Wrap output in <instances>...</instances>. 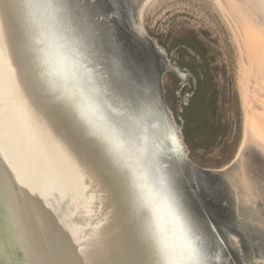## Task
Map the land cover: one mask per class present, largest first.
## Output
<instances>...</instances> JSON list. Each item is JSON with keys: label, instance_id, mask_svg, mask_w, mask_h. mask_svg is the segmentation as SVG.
<instances>
[{"label": "water", "instance_id": "water-1", "mask_svg": "<svg viewBox=\"0 0 264 264\" xmlns=\"http://www.w3.org/2000/svg\"><path fill=\"white\" fill-rule=\"evenodd\" d=\"M146 1L0 0V264H90L112 247L127 264H154L128 170L38 75L30 4L55 13L134 161L174 188L204 264L264 260L254 224L264 211L238 185L237 163L200 167L170 135L179 127L165 104L166 56L143 30Z\"/></svg>", "mask_w": 264, "mask_h": 264}, {"label": "rangeland", "instance_id": "rangeland-1", "mask_svg": "<svg viewBox=\"0 0 264 264\" xmlns=\"http://www.w3.org/2000/svg\"><path fill=\"white\" fill-rule=\"evenodd\" d=\"M145 9L146 36L170 64L188 72L182 80L168 69L163 88L189 158L213 170L238 163L245 144L241 56L216 0H151ZM263 194L264 189L255 198L246 196L264 211Z\"/></svg>", "mask_w": 264, "mask_h": 264}, {"label": "clouds", "instance_id": "clouds-1", "mask_svg": "<svg viewBox=\"0 0 264 264\" xmlns=\"http://www.w3.org/2000/svg\"><path fill=\"white\" fill-rule=\"evenodd\" d=\"M35 35L32 55L40 79L68 104L87 130L125 167L135 192V207L154 255V264H204L191 220L182 200L167 178H153L130 155L127 142L103 112L91 70L72 40L62 31L55 13L47 15L39 4L28 5ZM170 135L179 139L171 126Z\"/></svg>", "mask_w": 264, "mask_h": 264}, {"label": "bare ground", "instance_id": "bare-ground-1", "mask_svg": "<svg viewBox=\"0 0 264 264\" xmlns=\"http://www.w3.org/2000/svg\"><path fill=\"white\" fill-rule=\"evenodd\" d=\"M216 3L233 31L241 56L239 85L245 144L235 179L249 198H255L264 189V0H216ZM143 17L140 15L142 20ZM261 203L264 209V201Z\"/></svg>", "mask_w": 264, "mask_h": 264}, {"label": "snow or ice", "instance_id": "snow-or-ice-1", "mask_svg": "<svg viewBox=\"0 0 264 264\" xmlns=\"http://www.w3.org/2000/svg\"><path fill=\"white\" fill-rule=\"evenodd\" d=\"M119 3V0H116ZM142 31V29H141ZM3 180V176H0V181ZM240 234L239 232L237 233ZM246 253H249L246 250ZM247 264H256L251 254L246 256ZM90 264H127L125 258L120 254L119 250L115 247L99 251L94 258L90 259ZM259 264H264V260H261Z\"/></svg>", "mask_w": 264, "mask_h": 264}, {"label": "flooded vegetation", "instance_id": "flooded-vegetation-1", "mask_svg": "<svg viewBox=\"0 0 264 264\" xmlns=\"http://www.w3.org/2000/svg\"><path fill=\"white\" fill-rule=\"evenodd\" d=\"M166 58V60H167V63L166 64H164V69H165V71H164V73H163V76H164V74H166V71L169 69V70H171L172 72H174L175 74H177L178 75V77L180 78V79H182V80H186L187 79V76H188V72H187V70L186 69H182V68H180L179 66H177V65H172V64H170L169 63V60H168V58L167 57H165ZM163 80V79H162ZM163 90H164V88H163ZM165 94V93H164ZM164 98H165V95H164ZM165 104H166V100H165ZM166 106H167V104H166ZM167 108H168V110L170 111V109H169V107L167 106ZM170 113H171V115H172V112L170 111ZM172 117H173V115H172ZM173 119H174V117H173ZM178 126V125H177ZM179 127V126H178Z\"/></svg>", "mask_w": 264, "mask_h": 264}]
</instances>
